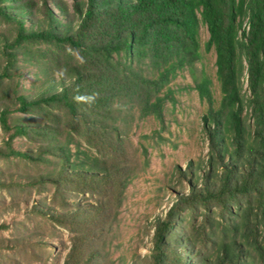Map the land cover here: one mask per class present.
I'll list each match as a JSON object with an SVG mask.
<instances>
[{"label": "trees", "instance_id": "obj_1", "mask_svg": "<svg viewBox=\"0 0 264 264\" xmlns=\"http://www.w3.org/2000/svg\"><path fill=\"white\" fill-rule=\"evenodd\" d=\"M19 2L0 0V19L17 27L14 40L0 36L6 58L0 82L18 74V51L25 43L67 47L80 65L60 81L42 72L44 91L31 98L18 95L12 106L0 108L1 129L8 136L0 146L1 160L38 164L60 159L46 177L0 180V188L54 189L61 212L39 206L32 211L79 229L65 264H92L89 255L83 259L89 237L102 234L101 223L119 213L129 187L150 167L144 147L142 163H130L114 104L130 106V112L138 106L143 118L153 116L164 128L165 103L173 99L170 85L187 70L194 78L191 88L207 107L202 117L207 154L175 171L172 204H160L149 219L148 253L122 254L117 262L264 264V0H84L74 5L75 21L64 14L70 25L46 0L43 20L31 17L32 4ZM6 4L14 7L8 11ZM203 25L210 35L206 48L217 55L220 99L213 80L196 73ZM148 70L150 76L144 73ZM45 107L66 111L64 144H51L57 140L48 139V128L11 121L16 112ZM16 139L40 146L16 148ZM84 143L91 150H83ZM168 189L160 186L158 195L165 199ZM84 195L95 202L69 204L71 197ZM184 224L188 232L176 233ZM0 229L8 226L0 224Z\"/></svg>", "mask_w": 264, "mask_h": 264}, {"label": "rangeland", "instance_id": "obj_2", "mask_svg": "<svg viewBox=\"0 0 264 264\" xmlns=\"http://www.w3.org/2000/svg\"><path fill=\"white\" fill-rule=\"evenodd\" d=\"M83 1L46 0V3L63 23L70 25L69 18L64 14L66 16L68 14L70 20L75 21L74 5ZM26 2L32 4L29 5L32 8L28 10L32 14L31 17L39 20L45 18L43 0H21L18 4ZM3 7L10 11L14 6L6 4ZM26 26H30V21ZM16 35V24L0 19V36L14 40ZM209 36L208 28L203 25L202 60L197 64L196 73L198 75L204 73L213 80L215 94L220 99L217 55L214 50L208 51L206 48ZM17 58L20 68L18 74L0 82L1 109L12 106L18 95L31 98L44 91L47 79L42 72H50L54 80L60 81L61 78H65L66 73H71L73 66L80 65L79 58L71 50L56 45L25 43L20 47ZM5 64L6 58L0 53V72ZM146 64L148 68V61ZM144 73L150 76L149 70ZM170 87L173 90V99L168 98L165 103L164 128L153 116L143 118L138 106L130 112V106L114 104V114L120 119L118 127L122 132L121 141L127 149L130 163L141 164L144 158L142 150L147 148L150 167L129 187L127 200L119 213L112 215L104 224L101 223L104 227L102 234L89 237V245L85 246L83 259L89 255L92 264H110L111 261L118 264L117 261L122 254L131 256L135 252L145 256L151 246L152 237L149 219L156 214L160 204L164 208L172 204L169 197L174 195L171 190L174 186L175 171L184 169L188 161L197 160L207 154L208 149L202 134V117L207 107L198 91L191 88L194 87L192 73L189 70L180 72ZM11 121L48 128L47 132L50 134L48 139L57 140L51 144H64L66 141L68 117L64 109L45 107L29 113L16 112L12 115ZM7 138L0 124V146H4ZM14 146L29 150L40 145L27 139H16ZM90 148L84 143L83 150H91ZM49 160L36 164L20 159H0V180L22 182L26 179L46 177L56 171L60 161L52 157ZM160 186L169 188L165 199L158 195ZM53 193L54 189L49 185L29 189L0 188V224L6 223L8 226V229H0V264H65L74 240L80 235L79 229L52 222L32 211L35 206H39L60 213V206L53 200ZM71 198L69 199L71 206L78 200L83 205L95 202L91 195ZM187 228L188 225L184 224L176 233L182 231L185 234L188 232Z\"/></svg>", "mask_w": 264, "mask_h": 264}]
</instances>
